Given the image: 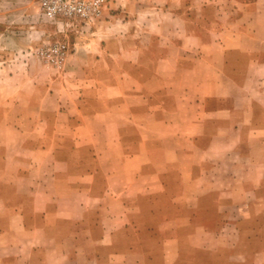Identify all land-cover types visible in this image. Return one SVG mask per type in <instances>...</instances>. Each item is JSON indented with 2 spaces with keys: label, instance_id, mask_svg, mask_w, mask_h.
<instances>
[{
  "label": "crops",
  "instance_id": "1",
  "mask_svg": "<svg viewBox=\"0 0 264 264\" xmlns=\"http://www.w3.org/2000/svg\"><path fill=\"white\" fill-rule=\"evenodd\" d=\"M115 1L118 12L113 13V22H105L94 39L78 47L64 74L40 91L51 96L52 84L60 89L64 80L73 79L76 85L70 93L79 115L59 124L85 130L89 142H106L103 150L91 146L90 153L64 162L71 175L78 173V180L67 189L92 201L104 200L106 232L86 236L97 245L106 243V253L119 249L106 264H128V255L158 254L157 236L148 227L160 223L165 231L168 223L190 221L185 210L172 207L170 196L182 192L185 200L191 191L207 189L206 163L225 156L228 149L233 151L236 142L246 141L241 122L246 108V124L262 130L264 0L232 7L224 22L210 0H192L201 4L198 9L187 4L190 0ZM196 14L201 19L197 34L192 22ZM227 30L230 37L223 40L220 33ZM251 94L255 99L248 98ZM228 142L236 144L217 149ZM185 143H191L197 153L192 154ZM33 154L36 162L48 156L44 149ZM4 157L0 151V161ZM21 177L28 180V175ZM128 198L138 206V213L130 215ZM154 198L157 210L151 209ZM64 201L72 203V197L68 194ZM130 222L141 227L135 237L137 246L132 243L131 249L125 245L132 239L116 237ZM165 244L168 250L170 242ZM178 250L168 264L177 263ZM145 264L153 263L145 260Z\"/></svg>",
  "mask_w": 264,
  "mask_h": 264
},
{
  "label": "rangeland",
  "instance_id": "2",
  "mask_svg": "<svg viewBox=\"0 0 264 264\" xmlns=\"http://www.w3.org/2000/svg\"><path fill=\"white\" fill-rule=\"evenodd\" d=\"M249 1L210 0V7L220 11L224 22L229 17L228 10ZM115 2L106 0L100 17L93 22L61 29L42 15L38 0H0V151L5 154L0 161V264H106L112 254L120 252L115 248L106 253V243L97 245L86 236L90 232H106L102 228L106 225L104 200L95 202L88 196L72 195L67 189L78 180V173L71 175L64 162L76 161L79 155L90 153L92 147L103 150L106 142H89L85 130L59 124L66 117L76 119L79 115L70 93L76 85L73 79L64 80L60 89L52 84L51 96L40 91L49 87L53 78L64 74L70 55L78 47L94 39L105 22H113L111 17L118 12L113 7ZM187 4L196 9L201 5L192 0ZM198 20V14L192 17L196 34ZM207 31L209 36L211 30ZM230 34V30L221 31L220 37L225 40ZM53 44H65V53L45 60L41 52ZM192 64L197 68L196 62ZM100 97L105 100L106 93ZM248 98L255 99V95ZM247 121L248 108L241 118L246 141L220 145V151L230 145L235 147L206 163L205 191H191L185 200L182 192L179 197L178 193L171 194L169 203L178 211L185 210L190 221L168 223L165 231L160 223H154L152 228L144 226L157 236L158 254L134 253L128 255L126 263L145 264L149 260L168 264L180 247L176 264H264V92L262 130L249 126ZM186 144L194 151L192 154L197 153L191 143ZM177 148L181 149V145ZM40 149L46 150L48 156L36 162L33 153ZM184 164L182 167L186 168ZM22 173L28 175V180H22ZM261 175L262 183L258 184ZM29 184L35 187L29 189ZM68 194L72 203L64 201ZM157 201L154 198L151 209H158ZM127 203L130 215L138 213L132 199L128 198ZM202 208L205 212L201 216ZM199 217L208 220L192 221ZM139 228L138 223L130 222L116 237L132 239L125 245L131 249L134 244L137 246ZM166 241L170 242L168 250Z\"/></svg>",
  "mask_w": 264,
  "mask_h": 264
},
{
  "label": "built area",
  "instance_id": "3",
  "mask_svg": "<svg viewBox=\"0 0 264 264\" xmlns=\"http://www.w3.org/2000/svg\"><path fill=\"white\" fill-rule=\"evenodd\" d=\"M106 0H38L42 15L57 28L63 29L85 25L99 18ZM65 44H53L41 52L45 60H54L64 55Z\"/></svg>",
  "mask_w": 264,
  "mask_h": 264
}]
</instances>
